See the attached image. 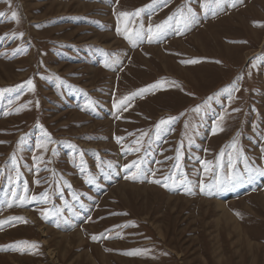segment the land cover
Returning <instances> with one entry per match:
<instances>
[{"label": "rangeland", "instance_id": "374dc122", "mask_svg": "<svg viewBox=\"0 0 264 264\" xmlns=\"http://www.w3.org/2000/svg\"><path fill=\"white\" fill-rule=\"evenodd\" d=\"M204 3L0 0V264H264V0Z\"/></svg>", "mask_w": 264, "mask_h": 264}, {"label": "snow or ice", "instance_id": "6c2138e0", "mask_svg": "<svg viewBox=\"0 0 264 264\" xmlns=\"http://www.w3.org/2000/svg\"><path fill=\"white\" fill-rule=\"evenodd\" d=\"M155 2H156V0H154V3ZM236 2H239V0H233V4H235ZM213 3L215 4L216 8H220L221 4H222V0H205V3H204L205 9L210 7ZM178 13H179V18L176 21V23L178 25L182 24L185 28H187L188 26H190V25H192L194 23H198V21L196 19V16L192 13V10L190 8L188 9L187 14L183 13L182 10H178ZM136 14L137 15L139 14V10H137ZM213 14H215V12H213ZM3 15H5V14L0 12V16H3ZM121 15H129V14L128 13H122ZM12 17L13 18L16 17V13L15 12L12 13ZM169 19L171 20L172 17H169ZM166 23L167 22H165V24ZM156 27H157V31L156 32H153V30L151 28L148 29L149 42H152L153 39H160L161 37L167 35V32L165 30V26L164 25H157ZM20 35L22 36L23 34L21 33ZM126 38L129 39L130 42L135 44L137 41L142 40L144 38V35L142 34L141 31H136L132 35H127ZM195 62L196 61H194V60L185 61V63H195ZM106 66H108V65H106ZM28 83L31 84L32 83L31 80H29ZM151 87L155 88L156 85H152ZM146 90L147 89H141V90H138V92H136V93H132L131 95L132 96L139 95V94H142ZM125 99H128V98L126 97ZM196 111H199V108H197ZM175 119H176L175 117H169L168 118L169 121H174ZM165 123H167V121H165V120H161L160 121V124H165ZM157 127L159 128V125ZM117 139L119 140L120 138H117ZM261 174H264V173H261ZM131 178L132 179H136L137 177L133 176ZM243 179H244L243 176L240 175V174L227 175V176H225L224 180L220 182V189L224 190L229 185H233L234 186V185L240 183ZM251 179H252V177H248V182H251ZM154 182L159 184L161 181L160 180H156ZM164 186L168 187L169 185L165 184ZM206 194H211V192L206 193ZM33 199H35V197H33ZM10 219H23V218H10ZM3 223H6V221L0 222V224H3ZM57 226H59V225H57ZM101 235H103V234H101ZM92 239L95 240V239H97V237L93 236ZM127 254L133 255V254H137V253H136V251H133V252H129Z\"/></svg>", "mask_w": 264, "mask_h": 264}, {"label": "bare ground", "instance_id": "6f19581e", "mask_svg": "<svg viewBox=\"0 0 264 264\" xmlns=\"http://www.w3.org/2000/svg\"><path fill=\"white\" fill-rule=\"evenodd\" d=\"M219 205H221V206H223V202H219ZM225 215V214H224ZM227 217V219H229L230 220V218L227 216V215H225V218Z\"/></svg>", "mask_w": 264, "mask_h": 264}]
</instances>
